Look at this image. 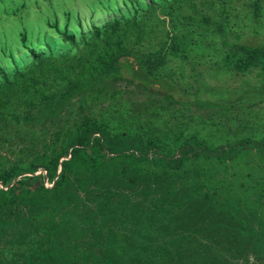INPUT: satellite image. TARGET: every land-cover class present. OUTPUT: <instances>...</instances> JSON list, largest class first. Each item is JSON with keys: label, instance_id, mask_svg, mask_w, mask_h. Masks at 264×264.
I'll return each mask as SVG.
<instances>
[{"label": "trees", "instance_id": "16d2710c", "mask_svg": "<svg viewBox=\"0 0 264 264\" xmlns=\"http://www.w3.org/2000/svg\"><path fill=\"white\" fill-rule=\"evenodd\" d=\"M56 34L2 47L0 264H264V132L216 142L200 129L229 117L170 109L263 121L264 0H146Z\"/></svg>", "mask_w": 264, "mask_h": 264}, {"label": "rangeland", "instance_id": "374dc122", "mask_svg": "<svg viewBox=\"0 0 264 264\" xmlns=\"http://www.w3.org/2000/svg\"><path fill=\"white\" fill-rule=\"evenodd\" d=\"M146 0H0V56L7 63L8 57L2 54V47L8 49L15 57L19 56L23 51L20 34L25 32L28 44H34L39 37H46L47 40L59 39L56 29H67L71 33H75L76 37L80 36V32H87L91 26H101L114 17H121L133 12L134 9L144 6ZM50 24H56L57 28H53ZM48 37V38H47ZM208 58V57H207ZM216 58V57H214ZM210 58L211 62L212 59ZM209 61V60H208ZM210 62V61H209ZM118 87L131 89L132 92L126 93L127 97L132 100L143 101L146 105L152 102L153 95L147 92L138 91L133 86L126 85L121 82ZM171 106L173 115H181L184 118L200 117L207 118L214 113L219 117L216 120H224L229 117L230 121H226V125L230 124V128L223 126L218 132H212L211 128L205 127L200 129V124L196 122L191 125L195 129H200L201 136L212 141H221L228 138L229 135L246 136L247 134L260 135L263 134L264 118H251L239 113L233 108L232 113L226 112V115L220 116L223 112L222 108L203 106L198 108L196 105H182L180 103ZM235 115L234 121L232 116ZM224 125V124H223ZM191 129H194V128ZM1 148V146H0ZM253 161V160H252ZM252 161H247L251 167L254 165ZM251 163V164H250ZM259 163V161L257 162ZM256 164V163H255ZM248 165V166H249ZM249 166V167H250ZM250 167V168H251ZM239 176L243 177L248 172L243 166H236ZM256 177L252 174L250 178Z\"/></svg>", "mask_w": 264, "mask_h": 264}]
</instances>
